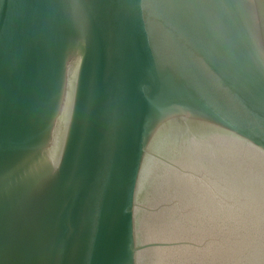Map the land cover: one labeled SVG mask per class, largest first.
Instances as JSON below:
<instances>
[{"label":"water","instance_id":"1","mask_svg":"<svg viewBox=\"0 0 264 264\" xmlns=\"http://www.w3.org/2000/svg\"><path fill=\"white\" fill-rule=\"evenodd\" d=\"M0 264H264V0H0Z\"/></svg>","mask_w":264,"mask_h":264}]
</instances>
